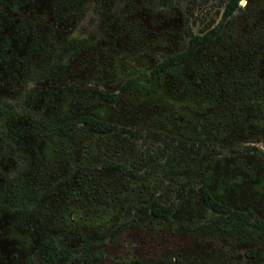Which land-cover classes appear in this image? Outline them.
Here are the masks:
<instances>
[{"label":"rangeland","instance_id":"1","mask_svg":"<svg viewBox=\"0 0 264 264\" xmlns=\"http://www.w3.org/2000/svg\"><path fill=\"white\" fill-rule=\"evenodd\" d=\"M198 2L0 0V264H24L48 238L80 246L68 264H260L245 249L261 236L206 208L197 190L207 182L233 200L252 186L238 164L264 162V0H240L190 60L154 73L185 46L187 24L203 32L220 20V0ZM210 73L217 97L204 88ZM80 112L141 136L56 132L58 116ZM154 130L224 148L169 160ZM153 198L176 206L168 219L128 209Z\"/></svg>","mask_w":264,"mask_h":264},{"label":"trees","instance_id":"2","mask_svg":"<svg viewBox=\"0 0 264 264\" xmlns=\"http://www.w3.org/2000/svg\"><path fill=\"white\" fill-rule=\"evenodd\" d=\"M170 0H157V3L167 4ZM198 0H192V4H197ZM205 0H200L198 3H202ZM240 0H220V5L223 7L222 14L219 22L214 27L209 28L203 33H197L192 30V28L187 24L185 32L187 35V43L184 49L169 53L164 56L154 67L153 71H162L163 69H176L180 64L188 61L194 54L196 48L199 45L205 44L209 39L218 35L224 27L225 21L234 13L235 10L240 8ZM101 98L114 102L118 99V93L110 92L106 89L100 90ZM8 105H10L8 103ZM6 112V107L0 105V117ZM56 132L60 135L66 136L80 131H94V132H109L120 130L134 137L141 136V132L137 129L120 127L118 124L110 122L106 119L96 117L94 115L88 114L86 112H80L77 114H69L67 117L62 118L58 116V122L55 126ZM150 134L157 140L163 141L167 149L170 150L171 156L169 160L176 157L179 150L182 147H195L200 148L204 146V143H197L195 141H187L182 138H175L174 136L161 132L160 130L151 131ZM248 148H257L256 146H247ZM107 166L120 167V165L112 160L106 161ZM192 183V179L188 178L185 181L178 182L177 184V195L179 197L183 196L188 185ZM198 194L201 199L208 207L218 210L223 208L224 205L213 201L209 192L206 188V183L203 182L198 187ZM3 204L0 203V208H5ZM176 206L171 203H163L160 200L153 198L144 204L128 206L129 210H135L138 215L140 213H152L155 216L168 219ZM121 230V226L112 229V235H116ZM80 246H59L55 241L48 238L45 239L41 245L35 249L30 255H28L24 264H49L55 259H61L64 264L70 263L73 259L80 255Z\"/></svg>","mask_w":264,"mask_h":264},{"label":"flooded vegetation","instance_id":"3","mask_svg":"<svg viewBox=\"0 0 264 264\" xmlns=\"http://www.w3.org/2000/svg\"><path fill=\"white\" fill-rule=\"evenodd\" d=\"M215 25H217V24H215ZM214 26H211V27H214ZM211 27H209V28H211ZM185 28H184V33L186 35ZM209 28H207L206 30H208ZM205 31H203V32H205ZM203 32H197V33H203ZM218 35H215L213 38L209 39L208 41L214 39ZM186 38H188L187 35H186ZM186 43H187V40H186ZM205 44H202V45H205ZM202 45H199L198 47H200ZM185 46H186V44H185ZM185 46L182 49H184ZM197 48H196V50H197ZM178 51H180V50H178ZM185 62H183V63H185ZM163 70H166V69H163ZM159 72H161V71H157L154 73H159ZM208 78H210V79L208 80V82L206 83V86L204 88L207 91H209L210 93H212V97H217V95H218L217 92L219 90L216 88L215 77H213V75L210 73ZM185 86H186V91L191 95H193V93L196 91V87L192 83H186ZM110 92H112V91H110ZM116 93H118V95H119V92H116ZM105 101H107V100H105ZM107 102H109V101H107ZM110 103H112V102H110ZM123 127H125V126H123ZM128 128H131V127H128ZM123 133H125V132H123ZM182 139L187 140V141H195L197 143H204L205 145L200 147V148L182 147L179 150L178 154H180L183 151H193V152L205 155V156L214 157V156H218L219 154H221V152L223 151V148H224L223 146H218V144L215 142V140H212L211 138H203L200 140H188L187 138H182ZM253 150L257 151V150H259V147L258 148H248L247 146H244L245 152H251ZM238 167L240 168V170L242 171V173L246 177V181H248L252 185L250 190L247 188V189H245L246 192L244 191V193H243V191H241V194L237 191V193H239L240 195H239V197L233 195L235 197V198L232 197L233 200L232 199L229 200L228 198L223 199L222 198L223 196L217 195L215 192H213V190L209 188V185L207 184V182H205L206 188L209 192V195L213 199V201L224 205L223 208H220L218 210L212 209V208L208 207L207 205H205V203L203 202V200L201 199L199 194H198V198L206 208L210 209L214 213H217L220 215H225L229 218H234V219L240 221L246 229L257 232L259 234V237L261 236L262 242H260L256 246H248L245 249V251H246V255L248 257L255 258V260H258L260 264H264V162H254L251 164L242 163V164H238ZM254 192L257 194L256 198L253 197V195H252V193H254ZM230 202L232 203V205L230 204ZM148 213H150V212H148ZM150 214H152V213H150ZM152 215H154V214H152ZM155 217H157V216H155ZM157 218H159V217H157ZM159 219H162V218H159Z\"/></svg>","mask_w":264,"mask_h":264}]
</instances>
